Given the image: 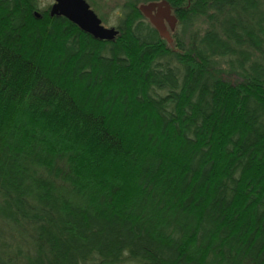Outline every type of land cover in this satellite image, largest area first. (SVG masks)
<instances>
[{
    "label": "trees",
    "instance_id": "trees-1",
    "mask_svg": "<svg viewBox=\"0 0 264 264\" xmlns=\"http://www.w3.org/2000/svg\"><path fill=\"white\" fill-rule=\"evenodd\" d=\"M158 1L0 0V264H264V0Z\"/></svg>",
    "mask_w": 264,
    "mask_h": 264
},
{
    "label": "water",
    "instance_id": "water-1",
    "mask_svg": "<svg viewBox=\"0 0 264 264\" xmlns=\"http://www.w3.org/2000/svg\"><path fill=\"white\" fill-rule=\"evenodd\" d=\"M139 12L157 31L159 36L170 42L171 32L175 31L177 18L165 0L141 4ZM50 17L62 16L76 24L82 31L100 41H110L118 34V30H106L97 14L85 0H58L57 5L49 13ZM35 17L39 14L35 12Z\"/></svg>",
    "mask_w": 264,
    "mask_h": 264
},
{
    "label": "clouds",
    "instance_id": "clouds-1",
    "mask_svg": "<svg viewBox=\"0 0 264 264\" xmlns=\"http://www.w3.org/2000/svg\"><path fill=\"white\" fill-rule=\"evenodd\" d=\"M58 0H35L34 8L41 14L50 13L57 5ZM127 9L122 5L113 7L108 13L107 21L104 25L106 30L118 29L121 22L126 18Z\"/></svg>",
    "mask_w": 264,
    "mask_h": 264
},
{
    "label": "rangeland",
    "instance_id": "rangeland-1",
    "mask_svg": "<svg viewBox=\"0 0 264 264\" xmlns=\"http://www.w3.org/2000/svg\"><path fill=\"white\" fill-rule=\"evenodd\" d=\"M88 4H89V6H90V1L89 0H85ZM94 2H95V8H96V11L94 10V8H91L93 11H95V12H97L96 14L97 15H105L106 16V18H107V16H108V13L111 11V9L113 8V7H116L118 4H119V2H120V0H93ZM100 12V14H99V12ZM38 14H39V16H40V13L39 12H37ZM101 22H102V20H101ZM103 25H105V23L103 24ZM177 27V26H176ZM177 29V28H176ZM171 34V37H172V35H173V32H171L170 33ZM227 79H230L232 82H235V80H236V78H227Z\"/></svg>",
    "mask_w": 264,
    "mask_h": 264
},
{
    "label": "bare ground",
    "instance_id": "bare-ground-1",
    "mask_svg": "<svg viewBox=\"0 0 264 264\" xmlns=\"http://www.w3.org/2000/svg\"><path fill=\"white\" fill-rule=\"evenodd\" d=\"M172 14H173V11H172Z\"/></svg>",
    "mask_w": 264,
    "mask_h": 264
}]
</instances>
